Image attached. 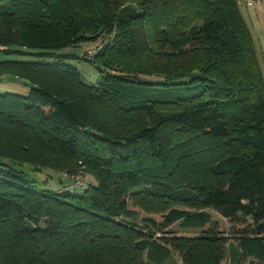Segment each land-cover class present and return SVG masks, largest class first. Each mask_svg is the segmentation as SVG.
Returning <instances> with one entry per match:
<instances>
[{
	"label": "trees",
	"instance_id": "1",
	"mask_svg": "<svg viewBox=\"0 0 264 264\" xmlns=\"http://www.w3.org/2000/svg\"><path fill=\"white\" fill-rule=\"evenodd\" d=\"M0 51L26 55L0 75L30 85L0 92V264H161V224L204 227L207 208L250 222L240 260L264 264V73L238 0H0ZM26 163L68 182L39 187ZM158 201L162 223L139 221ZM226 238L172 243L183 264H221Z\"/></svg>",
	"mask_w": 264,
	"mask_h": 264
},
{
	"label": "rangeland",
	"instance_id": "2",
	"mask_svg": "<svg viewBox=\"0 0 264 264\" xmlns=\"http://www.w3.org/2000/svg\"><path fill=\"white\" fill-rule=\"evenodd\" d=\"M242 9L244 11L246 10L244 6H242ZM256 10L258 13L264 17V0H259ZM107 41V38H100L98 41H91L87 43H82L79 45V47H68L65 50L67 52H76V53H85L86 56L89 55L94 56L96 49L103 47V43ZM21 57H26V55H8L0 51V60L4 59H17ZM73 65L77 66L83 76L84 81L87 83H97L101 76L102 72L99 70V68L92 63L81 60H70ZM30 90V85L23 81L21 78H17L11 75H5L3 77H0V92L5 91H11V92H19L23 94H27ZM31 165L26 163L25 170L27 172H30V174L35 178L36 184L39 187H44L47 189H52L58 191L59 189H62L65 184L68 182V179H64L62 182L59 181L60 178H63L62 172H56L49 169H44L43 172H33L31 171ZM93 177L89 174H87L86 182L87 185L93 181ZM83 188L77 189L76 192L82 191ZM177 203V202H176ZM185 202H181V204H184ZM164 203L161 201L158 202H143L142 204L139 203L137 205V211L139 213L138 220L141 221V218L144 216L153 217L154 219L160 221L162 223L163 218L160 213L161 207H163ZM187 205V204H184ZM188 206V205H187ZM190 207V206H188ZM192 208V207H190ZM212 217L213 221L211 223H208L204 227H185L181 224V221H176L170 225H164L161 224V229L157 230V236H165L169 243L166 242V240H161V238L158 239V246L164 245L168 249H170L169 256L163 261L161 264H183L182 257L179 253V246H174L172 243V239L174 237H195L200 235L203 230L211 227L215 230H217L220 234L226 235V243L225 245H228L226 250V256L221 264H247L248 259L240 260V250L237 246V240L236 236L242 232L247 233H253L255 232L254 226L250 222L246 223H240V224H234L229 219L221 216L216 210L207 208ZM179 245L181 244V241L177 242ZM175 247V248H174Z\"/></svg>",
	"mask_w": 264,
	"mask_h": 264
},
{
	"label": "crops",
	"instance_id": "3",
	"mask_svg": "<svg viewBox=\"0 0 264 264\" xmlns=\"http://www.w3.org/2000/svg\"><path fill=\"white\" fill-rule=\"evenodd\" d=\"M242 6L245 7L242 9ZM242 13L251 28V31L253 33L254 39H255V46L259 55L260 64L264 73V17H262L258 11L256 10V7L248 6L246 3L240 4ZM5 75H0V77H3Z\"/></svg>",
	"mask_w": 264,
	"mask_h": 264
},
{
	"label": "built area",
	"instance_id": "4",
	"mask_svg": "<svg viewBox=\"0 0 264 264\" xmlns=\"http://www.w3.org/2000/svg\"><path fill=\"white\" fill-rule=\"evenodd\" d=\"M258 1L259 0H238L240 4L246 3L248 6H251V7H256V5L258 4ZM70 178L73 180L74 185L78 186L84 183L85 175L83 172H79V173L70 175Z\"/></svg>",
	"mask_w": 264,
	"mask_h": 264
}]
</instances>
